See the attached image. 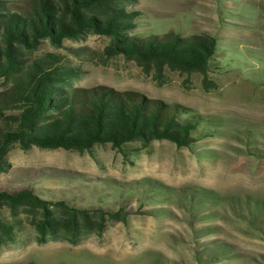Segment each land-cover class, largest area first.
I'll return each instance as SVG.
<instances>
[{
	"label": "rangeland",
	"instance_id": "rangeland-1",
	"mask_svg": "<svg viewBox=\"0 0 264 264\" xmlns=\"http://www.w3.org/2000/svg\"><path fill=\"white\" fill-rule=\"evenodd\" d=\"M29 1L3 3L16 12ZM126 8L138 12L130 35L214 36L207 83L198 72L168 67L157 78L153 67L108 53L102 34L59 44L42 39L24 56L52 55L75 68V87L105 86L178 105L181 119L199 117L195 139L189 146L107 142L83 151L12 145L0 189L122 208L125 217L108 219L102 232L76 243H40L27 212L0 206V220L12 226L11 237L0 238V264H264V0H135ZM9 85L0 78V94ZM184 193L202 200L191 205Z\"/></svg>",
	"mask_w": 264,
	"mask_h": 264
},
{
	"label": "trees",
	"instance_id": "trees-1",
	"mask_svg": "<svg viewBox=\"0 0 264 264\" xmlns=\"http://www.w3.org/2000/svg\"><path fill=\"white\" fill-rule=\"evenodd\" d=\"M135 0H30L26 8L12 11L0 0V78L9 88L0 94V172L14 144L21 149L64 148L83 151L109 142L119 147L129 141L147 144L168 139L189 146L200 123L196 115L184 119L178 105H167L130 91L105 86L75 87V68L53 62L52 55L26 58L42 39L59 44L63 38L86 34L109 38L106 51L135 60L159 78L164 67L198 72L206 82L209 61L216 50L214 36L204 33L182 36L130 35L137 11L128 10ZM15 114L4 115L6 109ZM201 197L216 201L210 192ZM188 194H183L184 197ZM189 194V202L202 200ZM248 202H246V205ZM261 211L262 202L254 201ZM0 206L11 214L20 209L31 217L36 241L64 240L76 243L90 233L104 230L108 219L124 218L122 208L78 207L62 199L43 197L35 190L0 189ZM240 209V204L236 205ZM12 226L0 220V238L11 237Z\"/></svg>",
	"mask_w": 264,
	"mask_h": 264
}]
</instances>
